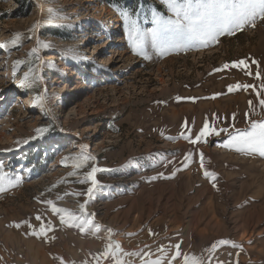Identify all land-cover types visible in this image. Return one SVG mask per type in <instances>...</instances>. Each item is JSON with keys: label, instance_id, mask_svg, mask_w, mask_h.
I'll list each match as a JSON object with an SVG mask.
<instances>
[{"label": "rangeland", "instance_id": "1", "mask_svg": "<svg viewBox=\"0 0 264 264\" xmlns=\"http://www.w3.org/2000/svg\"><path fill=\"white\" fill-rule=\"evenodd\" d=\"M111 2L0 0V264H264V156L224 146L264 120V20L165 55L149 41L145 58L121 11L141 29L174 14L163 0ZM206 121L228 131L193 143ZM83 155L94 159L75 168ZM47 201L101 227L61 223Z\"/></svg>", "mask_w": 264, "mask_h": 264}, {"label": "snow or ice", "instance_id": "2", "mask_svg": "<svg viewBox=\"0 0 264 264\" xmlns=\"http://www.w3.org/2000/svg\"><path fill=\"white\" fill-rule=\"evenodd\" d=\"M167 7L171 10L174 16L162 17L153 13V27L150 29H141L135 19H132L131 14L127 10H122L121 15L124 18L125 26L128 29V37L130 45L134 52L138 53L145 58H149L146 51V45L150 41L151 47L156 49L160 55H165L172 50H187L194 46H208L211 43L217 42L218 37L225 33L231 35L236 31L243 29L246 25L255 26L257 19L264 20V0H163ZM50 19L48 23H52ZM19 38V34L16 35V39ZM38 44H42L47 48L49 45L38 41ZM3 45H0L2 47ZM36 49H32L35 52ZM20 63V62H17ZM245 61L241 60L234 62V66L239 67L244 65ZM228 67L227 64L224 65ZM25 79H27L30 73H25ZM259 76V73H257ZM21 86H25V82L21 81ZM231 87V86H230ZM239 87V85H237ZM243 87L247 88L248 85ZM251 103V102H250ZM261 106H264V99L260 100ZM47 128H39L36 130L37 136H42L47 132ZM228 131L227 129L217 130L214 127H210L207 121L204 127L201 128L200 134L196 137V141L201 137L209 135H220L221 132ZM37 136H33L30 139H36ZM185 139L189 137L185 136ZM171 139V137H170ZM24 143H28L25 140ZM225 147L235 148L237 151L244 153H259L264 156V120H252L248 128L241 130L235 129L233 132H229V139L224 145ZM86 147V146H82ZM189 153L185 159H190ZM78 163L74 165L75 168H82L90 159L94 157L83 155L78 157ZM201 167L203 164V155L201 154ZM5 165L0 162V190H3V182L7 177V173L4 171ZM102 171L97 166H92L91 171L87 173V179L91 182V186L88 188V194L93 192V189L97 187L98 181L96 180V173ZM204 175L215 180V174L205 171ZM21 177L17 176L15 180H9L10 185L21 182ZM155 179V177H152ZM52 206V209L56 213H60L61 223L68 221L77 222L75 226L79 227L81 231L89 228L99 230L101 227L99 224L93 223L90 218L81 219L75 213L69 209L57 208L52 201H47ZM81 212H84V205L80 206ZM41 218L38 216L37 220ZM24 223H28L24 221ZM19 226V225H17ZM31 227V225H29ZM49 228L51 227V221L48 222ZM111 229L108 232L111 233ZM40 232H45V225L41 223ZM33 234H36L33 232ZM218 244L234 243L228 240H221ZM237 246V245H234ZM115 247L119 249V244ZM177 247L176 256L181 255L179 252V245ZM217 244L212 245V249H215ZM112 245H109V249ZM105 257L109 255V251H105ZM113 257L116 256L115 252H111ZM125 255H140V253H125ZM176 257L173 256L174 260ZM184 264H203V260L196 255L185 254ZM63 264V261H61ZM116 264H125L124 261L117 259ZM145 264H148L146 261ZM151 264H161L159 259L154 260ZM171 264V261H169Z\"/></svg>", "mask_w": 264, "mask_h": 264}, {"label": "bare ground", "instance_id": "3", "mask_svg": "<svg viewBox=\"0 0 264 264\" xmlns=\"http://www.w3.org/2000/svg\"><path fill=\"white\" fill-rule=\"evenodd\" d=\"M112 20H114L115 22L118 20L116 17H114ZM118 27H117V23L116 24H114L113 25V27H112V29L111 30H116ZM83 34H84V39L85 38H87L89 35H88V33L87 32H83ZM83 39V40H84ZM86 40H88V38L87 39H85L84 41H86ZM100 46V45H99ZM98 49H100V47H98V46H96V49H95V51H97ZM46 57H44V59L47 61V60H52V59H54L55 58V55H53V53H48V54H46L45 55ZM81 59V58H80ZM83 60V59H82ZM15 87H21V88H23L20 84L19 85H16Z\"/></svg>", "mask_w": 264, "mask_h": 264}, {"label": "trees", "instance_id": "4", "mask_svg": "<svg viewBox=\"0 0 264 264\" xmlns=\"http://www.w3.org/2000/svg\"><path fill=\"white\" fill-rule=\"evenodd\" d=\"M127 1H129V0H112L111 6L114 9H118V8H120V6L124 5Z\"/></svg>", "mask_w": 264, "mask_h": 264}]
</instances>
